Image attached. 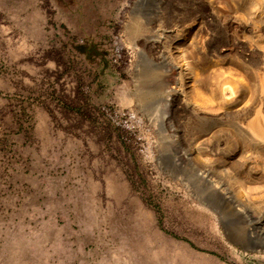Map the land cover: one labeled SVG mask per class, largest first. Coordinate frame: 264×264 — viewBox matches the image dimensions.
Masks as SVG:
<instances>
[{
    "label": "rangeland",
    "instance_id": "rangeland-1",
    "mask_svg": "<svg viewBox=\"0 0 264 264\" xmlns=\"http://www.w3.org/2000/svg\"><path fill=\"white\" fill-rule=\"evenodd\" d=\"M254 118L264 0H0V264H264Z\"/></svg>",
    "mask_w": 264,
    "mask_h": 264
},
{
    "label": "bare ground",
    "instance_id": "bare-ground-1",
    "mask_svg": "<svg viewBox=\"0 0 264 264\" xmlns=\"http://www.w3.org/2000/svg\"><path fill=\"white\" fill-rule=\"evenodd\" d=\"M141 1V0H140ZM137 3V2H136ZM134 8H136V7H134ZM134 10V9H133ZM187 16V15H186ZM188 18L189 17H187V18H183V19H185V21H186V19H187V21H188ZM186 21V22H187ZM177 36V35H176ZM181 36H183V35H181ZM180 36V37H181ZM180 37H178V38H180ZM182 39V38H181ZM189 39V38H188ZM183 40V39H182ZM179 41H180V39H179ZM184 41V40H183ZM190 41V40H189ZM148 44V43H147ZM152 44V43H151ZM151 44L149 45V46H151ZM179 44V43H178ZM187 44V43H186ZM184 44H182V46H183ZM190 45V44H189ZM186 46V45H185ZM192 47H193V45H191ZM152 47H153V45H152ZM177 47H181V44H180V46H177ZM192 47H190V48H192ZM150 47H148V49H149ZM182 48V47H181ZM194 48V47H193ZM192 48V49H193ZM175 49V47L173 48V50ZM184 49V48H183ZM176 50V49H175ZM179 50V49H178ZM188 50V49H187ZM189 50H191V49H189ZM189 50H188V54H192V53H189ZM185 51V50H184ZM193 51H195V50H193ZM176 52H178V51H175V53ZM180 52V51H179ZM182 52V51H181ZM180 52V53H181ZM144 53H145V51H144ZM146 53H147V51H146ZM145 53V54H146ZM148 53H150V52H148ZM148 53H147V55H148ZM185 54H187V51H185L184 52ZM195 53V52H194ZM193 53V54H194ZM139 54V53H138ZM140 54H143V53H140ZM151 54V53H150ZM170 54V53H169ZM168 54V55H169ZM185 54H180V55H177V56H179V57H181V60H186V58H187V60H188V57H189V55H188V57H185V56H183V55H185ZM160 55V54H159ZM168 55H166V56H168ZM171 55H172V53H171ZM175 55V58H173V56H172V58L174 59V60H178L179 58L178 57H176V54H174ZM195 56H196V53L194 54ZM143 56V55H142ZM141 56V57H142ZM149 56V55H148ZM151 57V56H150ZM171 57V56H170ZM169 56H168V58H170ZM191 57H192V55H191ZM191 57H189V58H191ZM143 58H144V56H143ZM153 58H154V55H153ZM172 58H171V60H172ZM177 58V59H176ZM184 58V59H183ZM156 59V57L154 58V60ZM194 59V58H193ZM153 60V61H154ZM174 60H172V61H174ZM190 60V63L192 64V62H191V59H189ZM195 60H197V57H196V59ZM166 61V60H165ZM151 62V61H150ZM156 62V61H155ZM159 62V61H158ZM167 62H169V59H167ZM176 62H178V61H176ZM182 62V61H181ZM187 62H189V61H187ZM171 63V62H170ZM183 63V62H182ZM182 63H179L178 65H174V66H172V68L174 69V70H176V74L174 75V76H176L177 77V79H178V81H176V82H180V86L182 85V76L183 75H185L186 74V71H190V73L191 74H195L196 76H197V74L195 73V72H192L193 70H197L198 69V67L196 68V69H193L192 71L190 70L191 69V67H189V65H186V66H188L187 68L186 67H184V65L182 64ZM190 63H188V64H190ZM198 63V62H197ZM197 63H195V64H197ZM190 64V66H193V65H195L194 63H193V65H191ZM160 66V65H159ZM195 66H198V65H195ZM156 67V66H155ZM171 67V66H170ZM190 68V69H189ZM192 68H195V67H192ZM166 71V70H165ZM163 72V71H162ZM165 73V72H164ZM169 73H170V71H169ZM197 73H198V71H197ZM188 74V73H187ZM190 74V75H191ZM185 77H186V75H185ZM185 77H183L184 78V80H185ZM198 77V76H197ZM188 78H189V76H188ZM191 78V80L189 81V83H187V84H189V85H187L188 86V89L190 88L191 90H192V92H194L193 94L195 95H197L198 93H200V94H198L197 96H201V92L202 91H200L201 89H200V86H202V85H198L197 83H198V81H196V80H198L197 78H195V77H190ZM199 78V77H198ZM187 79V78H186ZM175 80V79H174ZM188 80V79H187ZM202 80V79H201ZM200 80V78H199V83H205V81L203 82V80L201 81ZM201 81V82H200ZM184 82V81H183ZM186 82V81H185ZM184 82V83H185ZM173 83V82H172ZM185 85V84H184ZM184 85H182V86H184ZM170 86V85H169ZM172 87H173V85H171ZM170 86V87H171ZM205 86V85H204ZM176 87H177V84H176ZM178 87H179V85H178ZM185 87V86H184ZM183 87V88H184ZM206 87V86H205ZM203 88V87H202ZM171 88H169V90H170ZM182 89V88H181ZM188 89H186V90H188ZM178 89H175V86H174V91H177ZM185 90V89H184ZM191 90H189V91H191ZM206 90V89H205ZM182 91V90H181ZM180 91V92H181ZM204 92V91H203ZM202 92V93H203ZM192 94V93H191ZM204 94V93H203ZM202 94V95H203ZM175 95V94H174ZM249 129L256 135V136H258V137H260V138H263L264 139V126H263V124L261 123V121L259 120V119H255L254 118V120L249 124Z\"/></svg>",
    "mask_w": 264,
    "mask_h": 264
}]
</instances>
